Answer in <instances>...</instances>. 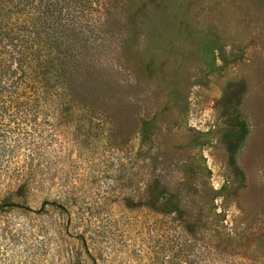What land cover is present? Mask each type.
<instances>
[{
	"label": "rangeland",
	"instance_id": "rangeland-1",
	"mask_svg": "<svg viewBox=\"0 0 264 264\" xmlns=\"http://www.w3.org/2000/svg\"><path fill=\"white\" fill-rule=\"evenodd\" d=\"M100 4V81L130 105L0 106V264H264V0Z\"/></svg>",
	"mask_w": 264,
	"mask_h": 264
},
{
	"label": "trees",
	"instance_id": "trees-1",
	"mask_svg": "<svg viewBox=\"0 0 264 264\" xmlns=\"http://www.w3.org/2000/svg\"><path fill=\"white\" fill-rule=\"evenodd\" d=\"M14 4L19 8L10 11V35L0 34V45L4 37L10 39L13 61L0 74L1 107L115 111L130 105L100 81L95 62L100 36L91 17L103 8L100 0H10V7ZM238 115L233 120L240 140L247 124ZM239 143L234 139L227 145L231 162Z\"/></svg>",
	"mask_w": 264,
	"mask_h": 264
}]
</instances>
